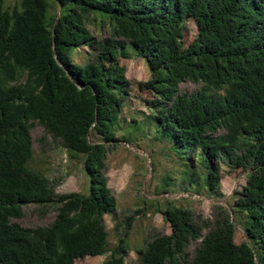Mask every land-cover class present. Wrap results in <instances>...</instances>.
Listing matches in <instances>:
<instances>
[{
    "label": "trees",
    "instance_id": "1",
    "mask_svg": "<svg viewBox=\"0 0 264 264\" xmlns=\"http://www.w3.org/2000/svg\"><path fill=\"white\" fill-rule=\"evenodd\" d=\"M91 19L111 35L96 39ZM82 46L94 51L84 65L70 56ZM130 47L147 81L128 79ZM185 80L201 87L181 92ZM129 96L154 104L150 128L179 149L180 190L222 196L223 166L247 177L205 234L209 221L168 200L169 231L146 239L141 264H264V0H0V264H77L107 252L102 264H127L133 217L112 244L105 215L119 229L106 160ZM36 123L82 159L87 193L57 192L32 166ZM29 205L57 215L46 226L12 222Z\"/></svg>",
    "mask_w": 264,
    "mask_h": 264
},
{
    "label": "rangeland",
    "instance_id": "2",
    "mask_svg": "<svg viewBox=\"0 0 264 264\" xmlns=\"http://www.w3.org/2000/svg\"><path fill=\"white\" fill-rule=\"evenodd\" d=\"M19 0H5L7 5H14ZM88 28L96 39L111 35L110 25L96 19L87 23ZM188 29L196 33L198 26L193 19L187 21ZM129 48L130 57L127 59V77L130 82L147 81L150 70L142 57L133 55ZM94 51L89 46H82L71 51L74 62L84 65L92 57ZM201 87V83L190 80L183 81L179 88L181 92L192 93ZM153 103L137 96H129L121 113V121L116 123L117 137L121 141L110 146L106 160V175L112 192L117 197V218L121 222L119 229H115V221L111 214L105 215V221L110 233V241L116 243L124 230V221L132 216V226L126 238L129 246L127 264H141L139 251L144 247L146 239L156 234L169 231V224L163 211L166 203L171 200L177 205H184L192 209L198 221L207 220L210 227L204 228L205 234L214 226L220 207L229 210L235 191L242 190L247 182L246 173L232 174L225 166L222 167V196H208L191 191L180 190L183 178V160L176 149L164 138L161 132L150 128V118L146 114L154 112ZM137 118L139 124L130 122ZM124 119V120H123ZM133 123V124H132ZM34 159L32 166L43 170L55 182L57 192L80 191L88 192L90 180L83 168L82 159L69 156L62 143L48 135L43 126L36 123L31 129ZM175 178L176 185L169 188L170 192L157 189L163 185L165 178ZM160 206V207H159ZM161 208V209H160ZM142 209V212H138ZM57 215L55 206H51L46 213L36 205L24 207V216L20 219L12 218L25 227L46 226L51 224ZM200 240L193 241L188 248L190 257L195 253ZM110 255H88L77 264H102Z\"/></svg>",
    "mask_w": 264,
    "mask_h": 264
}]
</instances>
